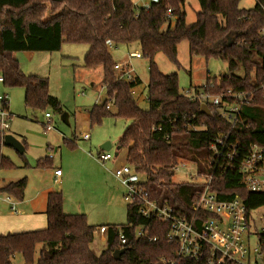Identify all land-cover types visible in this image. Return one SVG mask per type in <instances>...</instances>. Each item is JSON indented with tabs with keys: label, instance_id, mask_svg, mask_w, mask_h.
Instances as JSON below:
<instances>
[{
	"label": "trees",
	"instance_id": "16d2710c",
	"mask_svg": "<svg viewBox=\"0 0 264 264\" xmlns=\"http://www.w3.org/2000/svg\"><path fill=\"white\" fill-rule=\"evenodd\" d=\"M197 2L195 19L187 23L183 0H158L147 9L132 0H0L1 83L21 87L24 105L31 110L50 107L60 112L59 99L48 91V78L24 73L15 53L56 51L63 42L86 44L82 66L101 68L105 96L103 103L101 97L90 107L89 125L100 124L108 116L129 121L117 139V149H125V163L144 177L149 198L160 206L169 204L180 214L190 213L201 184L173 182V166L189 161L199 172L208 173V146L231 124L214 108L208 106L206 113L201 100L185 96L179 90L177 74L162 73L157 67V53L178 65L177 46L185 40L190 56L225 61L227 70L207 79L200 89L213 96L227 90L253 91L252 101L241 107L232 125L233 138L242 151L252 143L264 146V0H255L250 8L239 7V0ZM132 43L138 44L148 61L146 109L130 93L140 80L119 79L109 51ZM1 106L7 109V102ZM3 135L0 131V168H13V162L1 152ZM66 144L75 148L74 142ZM19 155L23 165L29 166L23 153ZM50 163L45 156L33 167H49ZM25 186L26 178L21 177L0 186V193L22 200ZM211 189L219 199L238 195L250 209L264 206V193L246 190L237 173L213 178ZM62 205L61 191L48 192L44 228L0 233V264H13L15 254L21 255L23 264H158L176 248L166 238L167 222L144 218L137 214L136 205L126 204V223L106 225L104 248L97 252L91 245L95 226L84 213H65ZM140 225L145 234L137 236ZM260 241L264 250V233ZM121 248L123 253L114 258L112 252Z\"/></svg>",
	"mask_w": 264,
	"mask_h": 264
},
{
	"label": "rangeland",
	"instance_id": "374dc122",
	"mask_svg": "<svg viewBox=\"0 0 264 264\" xmlns=\"http://www.w3.org/2000/svg\"><path fill=\"white\" fill-rule=\"evenodd\" d=\"M137 5L147 0H132ZM255 0H239V7L250 8ZM197 0H183L185 21L193 22L195 12L198 10ZM88 46L83 43L63 42L56 51H18L15 57L19 66L26 74L46 76L48 78V91L57 97L61 103V111H54L50 107L41 110H31L24 105L23 89L21 87H8L0 83V94L6 95L7 118L9 131L25 137L27 145L24 157L30 163L38 158L49 156L51 165L44 168L23 166L20 155L7 146L3 148L14 164L13 168H0V184L9 180H17L26 176L27 194L36 190L46 189L61 190L64 201V210L68 213H84L88 222L95 226L92 246L97 252L104 248V239L100 236L105 233L108 224H124L126 217V201L123 199V186L114 177V170L125 163V149H117L116 143L129 121L104 117L100 124L89 125L88 109L104 95L101 86L102 71L100 67L93 70L82 66L83 56ZM138 47L130 49L110 48L109 51L116 60L127 59L129 54L136 52ZM140 51V50H139ZM176 59L178 65L168 60L162 53L155 55V63L162 73H176L179 90H201L200 86L210 77H219L227 70V63L219 58L190 56L187 41H181L177 46ZM135 74L140 78L136 90L142 95L147 94L148 61L144 58H131ZM209 75L210 77H207ZM86 79H92L91 87ZM139 106L147 108V100L140 99ZM1 107V101H0ZM48 112L50 118L44 117ZM66 113L67 121L60 117ZM44 124H48L46 128ZM87 131L89 140L77 137ZM71 149L66 142H75ZM109 140L111 147L108 150L112 158L101 162L96 159V152L102 141ZM100 151V150H99ZM116 154V155H115ZM33 164V165H34ZM60 167L62 171L58 182L53 181V169ZM193 168L177 166L171 180L180 182L190 180ZM17 200V199H16ZM15 198L11 201L15 203ZM42 196L38 203L42 201ZM18 201V200H17ZM258 213H263L258 208ZM66 213V212H65ZM36 253L35 257L37 256ZM13 264H23L20 254L12 258Z\"/></svg>",
	"mask_w": 264,
	"mask_h": 264
},
{
	"label": "built area",
	"instance_id": "2783aa9c",
	"mask_svg": "<svg viewBox=\"0 0 264 264\" xmlns=\"http://www.w3.org/2000/svg\"><path fill=\"white\" fill-rule=\"evenodd\" d=\"M158 0H147L139 6L147 9L151 3ZM170 9L167 10V13ZM105 43L110 46V40ZM129 57L141 58L140 51L132 52ZM117 76L127 82H136L138 77L134 68L128 61H116L114 64ZM210 77L209 75H206ZM2 77H0V83ZM137 86V85H136ZM136 86L130 93L139 104ZM262 86V85H261ZM182 93L191 98L199 99L207 107L214 108L219 115L227 119L231 126L226 132L217 133L208 146V160L206 168L208 173L198 171L197 165L189 161H180L173 166L184 168L191 167V183L201 184V189L195 201L191 205L189 214L178 213L172 206L158 205L150 199L143 185L144 177L131 166L124 163L114 170V177L123 186L122 194L126 204H134L137 214L144 218L154 219L168 223L166 238L168 243L175 245L171 257H162L158 264H264V250L260 241V235L264 233V206L247 208L238 195L228 199H219L217 193L211 189L213 178H220L229 173H237L241 176L243 186L250 192L264 193V146L252 143L246 151L236 138H233V123L239 114L241 107L249 104L253 99V91L227 90L219 95H210L202 90L187 89ZM264 96V94H263ZM141 99L147 100V94L141 95ZM0 101L6 102V95L0 94ZM111 102L106 105L109 107ZM45 118L50 114L45 112ZM9 113L4 106L0 107V131L4 134L8 131L7 118ZM49 125H46L48 128ZM83 139H88L89 134H81ZM96 159L105 162L112 158L108 151H98ZM55 175L60 174V169L54 170ZM258 208L263 213H258ZM145 234L144 226L136 227V235ZM120 242H124L121 231L118 232ZM105 239L104 236H100Z\"/></svg>",
	"mask_w": 264,
	"mask_h": 264
},
{
	"label": "crops",
	"instance_id": "0c3cea01",
	"mask_svg": "<svg viewBox=\"0 0 264 264\" xmlns=\"http://www.w3.org/2000/svg\"><path fill=\"white\" fill-rule=\"evenodd\" d=\"M133 47H138V44L137 43H132V44H129V45H126V46H122V48H125V49H130V48H133ZM137 50L139 51V47H138ZM131 58H133V57H129L128 56L127 59L116 60V61H128V62H130ZM154 59H155V57H154ZM89 70H93V69H89ZM136 76L138 77V80H140V78H139V76L137 74H136ZM86 80L90 84L91 87L94 86V82L92 81V79H89V80L86 79ZM23 93H24V91H23ZM141 95L142 94L137 91V96L140 97V99H141ZM7 108H8V106H7ZM89 109H90V107H89ZM89 109H88L87 113L89 112ZM9 113L11 114V112H9ZM84 132H87V131H83L82 133H84ZM7 133H10L15 138H17L21 142V144L23 146V149L25 150V147L27 145V141H26L25 137L19 136V135L15 134V133L9 131V129H8ZM81 134L78 137L74 136V138H72V139L74 141L76 140L75 137H77L78 139H82V140H89L90 139V134L89 133H88L89 134V138L88 139H83L81 137ZM105 141H109V140H105ZM102 142H104V141H102ZM74 144L77 145L76 141L74 142ZM4 147H6V146H4L2 144L1 152H2L3 155L7 156L10 159V157L6 153H4V151H3ZM7 147L10 148V149H13L12 147H9V146H7ZM24 150H23L22 153H24ZM99 150H101V149L99 148ZM16 154L19 155L20 153L16 152ZM46 157H49V156H46ZM26 161L28 162L29 167L30 166L33 167L34 163L32 164L28 160H26ZM50 165H51V163H50ZM55 169H60V167H55L53 169V181L54 182H58L59 181V177L61 178L63 173H62V171L60 169V174L59 175H55L54 174V170ZM23 177L26 178L25 175ZM9 181H15V180H9ZM9 181H7V182H9ZM6 183L0 184V186H3ZM27 190L28 189H27V181H26V186H25V189H24V196H23L22 200H18L17 201L15 199L16 200L15 203L11 201L12 197L8 196L7 194L0 193V233L22 232V231H29V230L44 228L45 225H46V216L44 214V208H45V202H46L47 193L51 192V191H61L62 192V189L61 190H57V189L54 190L52 188L47 187L46 189H40L38 192L36 190L33 194L30 192V195H28L27 194ZM41 196H42L43 200L38 202V203H35V201L39 200V197H41ZM63 204H64V201H63ZM64 206L65 205H62L63 211L68 213L67 211L64 210Z\"/></svg>",
	"mask_w": 264,
	"mask_h": 264
},
{
	"label": "water",
	"instance_id": "95a60500",
	"mask_svg": "<svg viewBox=\"0 0 264 264\" xmlns=\"http://www.w3.org/2000/svg\"><path fill=\"white\" fill-rule=\"evenodd\" d=\"M104 95L102 96V103L104 102ZM201 108H203L204 110H205V112L206 113H209V111H208V108H207V106L206 105H204V104H202L201 105ZM63 121H67V115H66V113H62V115H61V117H60ZM2 144L4 145V146H9V147H12L16 152H18V153H22L23 152V146H22V144H21V142L17 139V138H15L12 134H10V133H5L4 135H3V138H2ZM110 147H111V145H110V142L109 141H104V142H102L100 145H99V148L102 150V151H108L109 149H110ZM123 251H124V249L123 248H121V249H116V250H114L113 252H112V256L114 257V258H118L119 257V255L121 254V253H123ZM263 259H264V256H263Z\"/></svg>",
	"mask_w": 264,
	"mask_h": 264
}]
</instances>
